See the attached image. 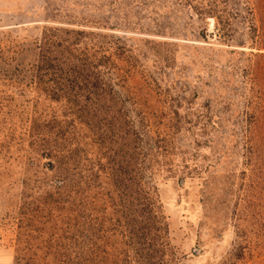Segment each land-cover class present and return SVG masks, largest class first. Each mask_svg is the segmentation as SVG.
Instances as JSON below:
<instances>
[{"label": "trees", "instance_id": "16d2710c", "mask_svg": "<svg viewBox=\"0 0 264 264\" xmlns=\"http://www.w3.org/2000/svg\"><path fill=\"white\" fill-rule=\"evenodd\" d=\"M177 1L213 17L220 41L245 48L239 114L252 209L227 264H264V0ZM89 34L47 27L34 61L22 51L0 57V161L21 168L17 203L4 216L14 264H173L152 178L181 126L169 120L163 130L152 117L131 48ZM203 107L205 140L197 141L214 144L211 130L222 128L232 103Z\"/></svg>", "mask_w": 264, "mask_h": 264}, {"label": "rangeland", "instance_id": "374dc122", "mask_svg": "<svg viewBox=\"0 0 264 264\" xmlns=\"http://www.w3.org/2000/svg\"><path fill=\"white\" fill-rule=\"evenodd\" d=\"M47 27L93 33L86 40L118 36L131 48L137 59L132 75L152 117L163 130L169 120L181 126L175 148L159 156L152 178L173 264H227L243 242L236 227L252 209L243 195L239 114L245 48L220 41L213 17L200 18L177 0H0V57L22 51L26 62L34 61ZM219 98L231 101V113L222 128L211 130L214 144L198 143L205 140L203 106L210 100L215 107ZM20 174V166L0 161V264H14V234L5 229L4 216L17 203ZM254 210L258 218L260 206Z\"/></svg>", "mask_w": 264, "mask_h": 264}]
</instances>
